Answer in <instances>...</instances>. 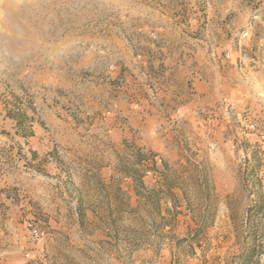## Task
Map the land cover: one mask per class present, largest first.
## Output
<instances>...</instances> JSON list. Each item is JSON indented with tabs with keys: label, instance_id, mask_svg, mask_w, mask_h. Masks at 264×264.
<instances>
[{
	"label": "crops",
	"instance_id": "0c3cea01",
	"mask_svg": "<svg viewBox=\"0 0 264 264\" xmlns=\"http://www.w3.org/2000/svg\"><path fill=\"white\" fill-rule=\"evenodd\" d=\"M224 1L218 45L164 47L156 34L135 51L95 46L78 83L0 99V264H40L61 236L97 243L121 215L174 232L191 216L188 178L203 199L232 195L235 116L264 115V0Z\"/></svg>",
	"mask_w": 264,
	"mask_h": 264
},
{
	"label": "rangeland",
	"instance_id": "374dc122",
	"mask_svg": "<svg viewBox=\"0 0 264 264\" xmlns=\"http://www.w3.org/2000/svg\"><path fill=\"white\" fill-rule=\"evenodd\" d=\"M220 4V0H0V99L18 106L30 100L33 86L43 91L49 81L58 88L78 83V66L95 46L103 53L135 51L156 34L164 47H186L192 38L202 46L218 45ZM212 11L218 13V23L206 19ZM253 111L249 115L242 111L233 123L231 141L237 150L230 168L237 187L231 196L209 191L203 199L201 184L188 178L187 226L167 233L159 219L121 215L111 222L114 233L97 243L65 236L54 239L46 252L50 257L41 256L40 264H264V115ZM206 188L213 186L208 183ZM204 205L210 209L202 223ZM217 207L224 209L213 214ZM28 228L33 240L43 237L39 220ZM241 255H246L242 263Z\"/></svg>",
	"mask_w": 264,
	"mask_h": 264
},
{
	"label": "trees",
	"instance_id": "16d2710c",
	"mask_svg": "<svg viewBox=\"0 0 264 264\" xmlns=\"http://www.w3.org/2000/svg\"><path fill=\"white\" fill-rule=\"evenodd\" d=\"M246 254H249V252L247 251V253ZM246 258V255L245 256H239V258H238V261H240V263H242V261L244 262V259Z\"/></svg>",
	"mask_w": 264,
	"mask_h": 264
}]
</instances>
